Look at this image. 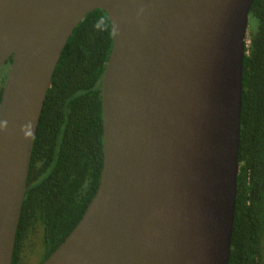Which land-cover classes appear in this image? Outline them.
I'll use <instances>...</instances> for the list:
<instances>
[{
	"label": "water",
	"instance_id": "obj_1",
	"mask_svg": "<svg viewBox=\"0 0 264 264\" xmlns=\"http://www.w3.org/2000/svg\"><path fill=\"white\" fill-rule=\"evenodd\" d=\"M255 0H0V264H11L40 114L74 29L104 11L97 190L42 264H228Z\"/></svg>",
	"mask_w": 264,
	"mask_h": 264
},
{
	"label": "trees",
	"instance_id": "obj_2",
	"mask_svg": "<svg viewBox=\"0 0 264 264\" xmlns=\"http://www.w3.org/2000/svg\"><path fill=\"white\" fill-rule=\"evenodd\" d=\"M111 46V24L101 10L87 14L67 40L40 114L11 264H42L97 190L103 163L100 85ZM10 65L11 59L1 67L3 84ZM242 68L228 264H264V0H255L249 11Z\"/></svg>",
	"mask_w": 264,
	"mask_h": 264
},
{
	"label": "rangeland",
	"instance_id": "obj_3",
	"mask_svg": "<svg viewBox=\"0 0 264 264\" xmlns=\"http://www.w3.org/2000/svg\"><path fill=\"white\" fill-rule=\"evenodd\" d=\"M4 75V70H1L0 68V87H2V76ZM7 75V74H6ZM36 254L34 256L31 257V263H34L37 259V256L39 254V251H35Z\"/></svg>",
	"mask_w": 264,
	"mask_h": 264
},
{
	"label": "flooded vegetation",
	"instance_id": "obj_4",
	"mask_svg": "<svg viewBox=\"0 0 264 264\" xmlns=\"http://www.w3.org/2000/svg\"><path fill=\"white\" fill-rule=\"evenodd\" d=\"M8 73V72H7ZM5 78H6V76H5Z\"/></svg>",
	"mask_w": 264,
	"mask_h": 264
}]
</instances>
